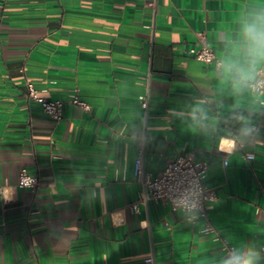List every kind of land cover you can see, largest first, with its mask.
Returning <instances> with one entry per match:
<instances>
[{
	"label": "crops",
	"instance_id": "1",
	"mask_svg": "<svg viewBox=\"0 0 264 264\" xmlns=\"http://www.w3.org/2000/svg\"><path fill=\"white\" fill-rule=\"evenodd\" d=\"M260 6L0 0V264H151L150 254L153 264H217L224 242L264 250V102L235 94L220 65L189 52L207 42L221 62L231 58L239 18ZM25 77L49 98L77 89L90 108L68 102L57 121L26 97ZM194 109L209 119L196 124ZM235 111L251 137L240 135ZM141 151L153 173L183 152L208 163V214L221 239L202 231V218L140 203ZM22 168L40 176L37 194L18 186Z\"/></svg>",
	"mask_w": 264,
	"mask_h": 264
},
{
	"label": "built area",
	"instance_id": "2",
	"mask_svg": "<svg viewBox=\"0 0 264 264\" xmlns=\"http://www.w3.org/2000/svg\"><path fill=\"white\" fill-rule=\"evenodd\" d=\"M189 52L195 58L204 63H216L217 65H220L221 63L216 51L207 42L197 43L189 48ZM25 85L27 88L25 93L26 97L29 100L37 102L46 114L50 115L57 121L62 118L64 107L68 102L80 105L85 109L90 108L89 103L79 98L76 92L77 89H75V92L70 99L64 100L61 98H49L45 94L47 90L46 88L36 87L27 77H25ZM261 97V101L264 102V95H261ZM139 100L141 108L146 113L149 107L148 91L142 94L139 97ZM143 155L144 151H141L136 160L134 169L135 178L142 188L140 203L149 199L161 201L162 203L169 205L172 211L181 212L175 204V195L185 189L194 188L199 194L202 205L201 211L197 216L188 213L184 214L192 218H202V231L214 233L216 234L217 239H221L208 214L211 202L216 199L215 189L206 186L204 183V178L209 167L208 163L206 161H197L193 152H183L179 153L174 158L169 159L163 170L153 173L144 169ZM225 163L227 162L225 161ZM18 186L29 188L33 193L37 194L41 187V178L38 174L30 173L27 168H22L20 171ZM138 204L139 203L133 204L132 208L137 210ZM232 246V244L224 242V249L226 251ZM145 260L148 263H154V257L151 254L148 255Z\"/></svg>",
	"mask_w": 264,
	"mask_h": 264
},
{
	"label": "clouds",
	"instance_id": "3",
	"mask_svg": "<svg viewBox=\"0 0 264 264\" xmlns=\"http://www.w3.org/2000/svg\"><path fill=\"white\" fill-rule=\"evenodd\" d=\"M239 34L240 39L234 42L236 46L231 58L220 63L219 75L230 83L232 91L237 95L248 91L264 95V6L255 7L239 18ZM192 115L198 125L209 119L203 109H194ZM232 119L240 124L241 136L251 137L254 134L255 129L243 111H235ZM95 195V192H90L89 198ZM174 200L181 212L199 215L202 205L196 189L188 188L178 192ZM262 261L264 250L241 242L227 249L217 264H262Z\"/></svg>",
	"mask_w": 264,
	"mask_h": 264
}]
</instances>
